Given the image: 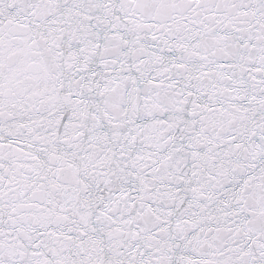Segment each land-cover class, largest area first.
<instances>
[{
    "label": "snow or ice",
    "instance_id": "snow-or-ice-1",
    "mask_svg": "<svg viewBox=\"0 0 264 264\" xmlns=\"http://www.w3.org/2000/svg\"><path fill=\"white\" fill-rule=\"evenodd\" d=\"M0 264H264V0H0Z\"/></svg>",
    "mask_w": 264,
    "mask_h": 264
}]
</instances>
